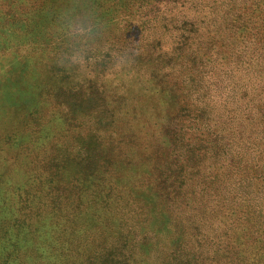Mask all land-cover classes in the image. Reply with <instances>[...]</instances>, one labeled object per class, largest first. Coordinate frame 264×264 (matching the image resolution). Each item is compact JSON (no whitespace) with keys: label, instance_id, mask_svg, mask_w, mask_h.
Returning <instances> with one entry per match:
<instances>
[{"label":"rangeland","instance_id":"1","mask_svg":"<svg viewBox=\"0 0 264 264\" xmlns=\"http://www.w3.org/2000/svg\"><path fill=\"white\" fill-rule=\"evenodd\" d=\"M227 1L0 0V264H189L201 133L264 134V63L186 51L189 7L218 36Z\"/></svg>","mask_w":264,"mask_h":264},{"label":"trees","instance_id":"2","mask_svg":"<svg viewBox=\"0 0 264 264\" xmlns=\"http://www.w3.org/2000/svg\"><path fill=\"white\" fill-rule=\"evenodd\" d=\"M201 1V10L199 2H193L197 14L206 10L204 3L209 0ZM238 3L242 6L238 7ZM226 5L231 8L223 16V20L228 19L226 31L220 33L223 39L216 36V26L208 25L210 21L203 20L205 16L200 19L192 14L195 11L189 7L182 20L186 32L183 37L188 45L186 51L200 57L205 49L229 46L226 51L230 53L232 44L238 42L250 51L247 52L249 57L251 55L248 62L264 63V0H229ZM228 40H232L231 44ZM233 132L232 138L224 137L219 131L216 136L215 133H201L205 156L200 164H204L205 158L209 160L207 152L213 153L214 162L212 168H203V173L207 172L200 186L207 196L204 213L205 217L215 214L213 219L217 222L208 231L209 235L204 236L200 250L185 254H189L186 258L189 264H264V134L252 138L241 135L236 128ZM180 140L184 141L178 142L179 145L191 143L185 136ZM184 146L179 147L183 149ZM207 253L212 254L207 256Z\"/></svg>","mask_w":264,"mask_h":264}]
</instances>
